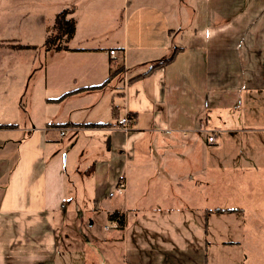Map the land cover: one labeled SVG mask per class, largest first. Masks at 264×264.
Wrapping results in <instances>:
<instances>
[{
    "label": "crops",
    "instance_id": "crops-1",
    "mask_svg": "<svg viewBox=\"0 0 264 264\" xmlns=\"http://www.w3.org/2000/svg\"><path fill=\"white\" fill-rule=\"evenodd\" d=\"M75 2L0 34V264H264V0Z\"/></svg>",
    "mask_w": 264,
    "mask_h": 264
},
{
    "label": "rangeland",
    "instance_id": "rangeland-1",
    "mask_svg": "<svg viewBox=\"0 0 264 264\" xmlns=\"http://www.w3.org/2000/svg\"><path fill=\"white\" fill-rule=\"evenodd\" d=\"M66 1L71 3L74 0H0V34L17 37L25 44L32 43V45L43 47L46 38V30L50 25H52L57 8L60 4H62V2L66 3ZM115 1L117 2V0ZM75 3L81 10L79 18L82 22V31L87 32L86 30L88 29V25L94 23V21H90L89 18L84 20L83 18L87 16V13L91 8V4L83 3V0H76ZM98 4L99 6L97 9H100L99 12H101L100 16L102 17V23H107L110 17V4L108 3V0H99ZM85 6L89 7H87L86 11L83 12V8ZM66 11L70 13L71 10L68 9ZM50 37L52 39H56L58 38V35L53 32ZM131 126L127 131L130 130ZM210 126L213 127L212 124H210ZM119 199H123V197L119 196L118 199L114 200L119 202ZM89 208L90 206L87 205L86 207H83V210L88 211ZM93 213L95 231L100 234L105 233L103 227L107 223L106 212L93 211ZM83 222H91V219L89 216L87 219L84 217Z\"/></svg>",
    "mask_w": 264,
    "mask_h": 264
},
{
    "label": "trees",
    "instance_id": "trees-1",
    "mask_svg": "<svg viewBox=\"0 0 264 264\" xmlns=\"http://www.w3.org/2000/svg\"><path fill=\"white\" fill-rule=\"evenodd\" d=\"M68 14H69L68 11H63L57 15L55 25H54V34H57L58 38L52 39L51 37H49L46 41L47 49H51V48L56 47L57 50H62V49L67 50V46L62 47L60 45L61 43H59V45L57 44V41L58 40L61 41V39L64 38V42L68 43L71 41V39L74 37V35L76 33L77 23L74 19H69ZM18 48L19 49H29L30 47L19 45ZM173 59H174V57L172 56L168 60L164 61L162 64L155 66L151 71L157 70V69L161 68L162 66L170 64ZM95 88H99V87H94V88H90V89H95ZM119 216H122V215L119 212H115V213L109 215V220L117 218Z\"/></svg>",
    "mask_w": 264,
    "mask_h": 264
},
{
    "label": "built area",
    "instance_id": "built-area-1",
    "mask_svg": "<svg viewBox=\"0 0 264 264\" xmlns=\"http://www.w3.org/2000/svg\"><path fill=\"white\" fill-rule=\"evenodd\" d=\"M110 56L111 57H115L116 55V51L113 50V51H110ZM132 125V119H130L128 116H125L124 118H121L118 122V126L120 128H122L123 130H128L129 127ZM66 133V129L65 128H60V135L61 136H64ZM216 133L217 131H211L209 132V136H208V142L210 144H216L217 142V136H216ZM125 190V183L124 182H119L118 185H117V188H116V193L118 194H122ZM126 220H125V217L124 215L123 216H119L117 218H114V219H111L109 220L104 229L105 231H119V230H122V229H125L126 227Z\"/></svg>",
    "mask_w": 264,
    "mask_h": 264
}]
</instances>
